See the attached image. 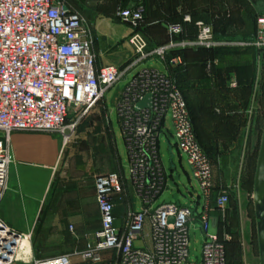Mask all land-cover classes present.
Returning a JSON list of instances; mask_svg holds the SVG:
<instances>
[{"label": "built area", "instance_id": "obj_1", "mask_svg": "<svg viewBox=\"0 0 264 264\" xmlns=\"http://www.w3.org/2000/svg\"><path fill=\"white\" fill-rule=\"evenodd\" d=\"M134 3V7L119 6L116 13L132 29L128 39L131 55L121 64L98 66L91 31L69 0H0V205L9 188L14 132L58 133L65 146L88 112L141 64L159 58L168 67L166 73L150 66L140 68L115 103L130 184L141 209L129 208L126 221L117 226L115 200L124 192V183L117 172L96 174L101 227L93 232L84 251L51 258L37 259L33 254L29 259L20 258L19 244L27 236L0 217V264H75L76 257L88 264H101L106 251L117 256L114 264H228L230 236L212 229L216 219L210 211L215 202L225 221L233 192L222 188L216 194L212 158L200 143L186 96L173 76L171 67L182 63L181 57L168 58L186 48L211 49L233 42L263 49L264 10L258 14L257 34L249 38L217 40L212 26L198 22L199 32L191 40L185 35L184 24L190 21L186 16L184 23L168 26V42L151 45L141 30L144 0ZM182 35L186 37L176 39ZM146 97L150 99L148 105L140 106ZM168 117L175 144L200 192L188 206L174 201L156 206L166 190L174 189V179L166 171L160 151ZM197 223L204 240L199 260H194L190 255V226Z\"/></svg>", "mask_w": 264, "mask_h": 264}, {"label": "rangeland", "instance_id": "obj_2", "mask_svg": "<svg viewBox=\"0 0 264 264\" xmlns=\"http://www.w3.org/2000/svg\"><path fill=\"white\" fill-rule=\"evenodd\" d=\"M69 1L74 6L79 2V0ZM112 2L111 0L105 16L115 15L116 12L113 9H116V5ZM235 2L236 7L245 4L244 0H235ZM247 10L249 14H253L256 23V29L249 34V37H252L259 30L258 14L263 12L264 4L262 0H256L254 4L249 5ZM202 11L204 12L206 9H202ZM198 22L212 26L214 38L217 40L224 36L236 38L242 33L237 21L233 20L232 25L226 29L223 26L224 23L219 25L220 23L213 13H203ZM198 32L199 26L195 32V38ZM105 47L106 57L113 56V52L117 49V45L112 42L106 44ZM227 47L229 48L214 47L211 48L214 49L212 52L201 50L204 49L202 47L197 50L189 48L191 51L189 54L200 60L201 63L198 61V66L196 65L195 69L193 67L197 73L194 77L196 78L193 83L194 88L190 95L187 93L186 95L196 116V126L201 135V144L212 158L214 179L225 185L228 184L227 188L233 192L228 207L230 210L227 225V232L230 236L228 264H261L254 189L264 133V48L247 50L246 46L236 42L227 45ZM130 49L132 53L131 46ZM173 57H181L182 63L171 68L173 71L177 70L180 81L185 80L189 72L183 60L187 57L186 52L171 53L168 60ZM215 59L218 61L216 62ZM148 66L164 73L168 72L167 65L159 58L150 59L141 64L139 68ZM125 84L122 82L120 86L112 88L106 94V105L112 117L115 144L129 179L127 150L114 105L119 89ZM240 97L243 99L241 100ZM101 104L98 103L88 112L81 121V123L83 122L82 129H77L74 137L64 147L60 170L67 182L72 180L90 182L100 172L115 170V145L111 133L104 128L101 121V118H104V107ZM167 122L170 123L169 117ZM161 152L163 162L169 172L171 156L165 135L161 138ZM181 179L184 185L179 199L182 204H185L192 199L194 186L191 185L193 183L192 172L188 164L181 169ZM169 192H171L170 189L166 190L157 202H163ZM201 207L202 205L199 209ZM246 219H249L250 223L248 229L244 227ZM203 240L204 233L200 224L191 225L190 255L192 259L199 260ZM109 257L108 262L101 264H114L117 256L113 254ZM74 262L75 264H88L79 257H76Z\"/></svg>", "mask_w": 264, "mask_h": 264}, {"label": "crops", "instance_id": "obj_3", "mask_svg": "<svg viewBox=\"0 0 264 264\" xmlns=\"http://www.w3.org/2000/svg\"><path fill=\"white\" fill-rule=\"evenodd\" d=\"M112 1L116 5V9H113L116 13L119 6H123L125 3L129 6L135 5V0ZM110 2L111 0H79L76 6L72 4L84 16L86 26L91 31L94 40L93 51L97 56L98 66L109 63L121 64L131 55L127 39L132 29L127 23L116 17V13L113 16H105ZM244 2L243 6L236 7L235 0H203L202 4L201 0H144L145 12L141 30L151 45L162 44L170 38L168 26L172 23H183L184 18L189 16L191 21L184 24L185 35L188 38L195 37L198 28L197 21L201 20L203 13H213L218 19L219 25L224 23V28H229L235 20L242 29V33L236 38L224 36L222 39L248 38L249 34L256 29V23L253 14H249L247 8L256 0H244ZM202 9H206V11L203 12ZM186 36H178L176 39L180 40ZM111 42L117 45V49L113 52V56L106 57L105 46ZM189 52L191 51L186 52L187 57L183 59L189 72L186 79L181 80V85L185 94L190 95L194 88L193 83L196 79L194 77L197 75L194 69L200 60L190 55ZM215 61L217 62L218 59ZM165 64L167 65L166 62ZM139 69L137 68L114 86H120L122 82L126 83L119 89L114 105L121 91ZM240 99L243 98L240 97ZM99 103H102L101 105L104 107V118H101V121L104 128L111 133L115 145V170L110 172H117L125 187L122 195L115 200V223L121 227L127 219L129 208L139 210L142 203L130 184L126 167L123 165L115 144L112 117L106 105V97ZM107 115L108 117H106ZM167 121L168 118L162 136H166L171 156L168 174L175 179L176 174H180L181 177V169L184 168L187 161L175 144L171 120L170 123ZM80 126L78 129H82L83 122ZM11 146L14 161L10 168L9 188L0 205V217L10 227L27 236L30 250L37 259L84 251L93 232L101 227L94 180L67 182L64 179L60 170L65 147L61 134L16 131L11 136ZM192 182L191 185L194 186L191 200H194L199 198L200 192L193 177ZM215 185L217 194L220 189L227 188L228 184L225 185L215 180ZM174 192L175 190L172 189L167 198L163 202H157L156 206L167 202V199L173 197ZM210 212L216 219L213 230H218L221 235H224L228 231L229 208L225 221H223L222 212L217 208L215 202L212 204ZM248 220L244 221L245 229L250 226ZM111 255H113L112 252H103L104 262H108Z\"/></svg>", "mask_w": 264, "mask_h": 264}, {"label": "water", "instance_id": "obj_4", "mask_svg": "<svg viewBox=\"0 0 264 264\" xmlns=\"http://www.w3.org/2000/svg\"><path fill=\"white\" fill-rule=\"evenodd\" d=\"M264 4V0H262ZM132 7H134L132 5ZM149 97H146L143 101L139 103L140 106L148 105ZM184 185V184H183ZM182 181L180 174H176L172 186L175 190L173 197L167 199V202H175L178 205H181L179 195L182 192ZM254 203L256 207V218H257V228H258V239H259V250H260V261L261 264H264V133L262 146L260 150L257 172L255 176V189H254ZM185 205H190V202H187ZM174 217L170 218V221H173Z\"/></svg>", "mask_w": 264, "mask_h": 264}, {"label": "trees", "instance_id": "obj_5", "mask_svg": "<svg viewBox=\"0 0 264 264\" xmlns=\"http://www.w3.org/2000/svg\"><path fill=\"white\" fill-rule=\"evenodd\" d=\"M128 4L127 3H125V4H123V6H127ZM129 6V5H128ZM183 23H184V21H183ZM232 38V37H231ZM229 39V38H228ZM219 48H222V49H227V48H229V47H227V46H225V47H219ZM255 49V47H245V49H247V50H251V49ZM190 49L189 48H186V49H182V50H178V51H174V52H172V54L173 53H176V52H187V51H189ZM197 50V49H196ZM201 50H205V51H209V52H212V51H214V49L212 50V49H208V48H204V49H201ZM171 55V54H170ZM177 69V68H176ZM180 69H182V68H180ZM182 71H184L183 69H182ZM173 72V76L177 79V81L179 82V84H180V86H181V88H182V90H183V87H182V85H181V81L178 79V76H177V70H175V71H172ZM213 75V74H212ZM209 76V75H208ZM183 92H184V90H183ZM184 94H185V92H184ZM185 96H186V99H187V102H188V106H189V110H190V112H191V115H192V119H193V122H194V127H195V130H196V133H197V136H198V138H199V140L201 139V135H200V133H199V131H198V129H197V126H196V120H195V113H194V111H193V109H192V107H191V103L189 102V98H188V96L185 94ZM200 143H201V140H200ZM228 247H229V242L227 243V254H228ZM228 261H229V259H228Z\"/></svg>", "mask_w": 264, "mask_h": 264}, {"label": "bare ground", "instance_id": "obj_6", "mask_svg": "<svg viewBox=\"0 0 264 264\" xmlns=\"http://www.w3.org/2000/svg\"><path fill=\"white\" fill-rule=\"evenodd\" d=\"M32 251L30 250L29 241L23 238L19 244V257L23 259H29Z\"/></svg>", "mask_w": 264, "mask_h": 264}]
</instances>
